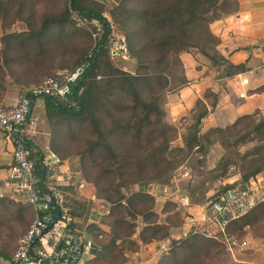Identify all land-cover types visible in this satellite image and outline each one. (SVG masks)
Here are the masks:
<instances>
[{
  "label": "trees",
  "instance_id": "obj_1",
  "mask_svg": "<svg viewBox=\"0 0 264 264\" xmlns=\"http://www.w3.org/2000/svg\"><path fill=\"white\" fill-rule=\"evenodd\" d=\"M27 1L0 0V22L4 28L23 22L29 8ZM70 9L89 21L104 24L105 35L94 49L89 32L75 28L70 20ZM104 9L105 6L90 0H67L59 15L43 18L37 28L33 29L27 21L29 31L4 34L0 38V108L6 106L4 97L10 88L23 93L45 82L34 85L38 76L56 72L51 75L55 78L57 73H70L85 64L70 97H31V101L43 103L50 130L49 151L59 161L68 159L63 145L71 133L85 141L76 158L81 178L93 186L95 199L82 198L71 186L62 190L70 216L76 220L75 226L84 230L93 243V258L87 264H124L128 260L125 255L137 252L140 246L166 240L170 242L169 247L155 264H209L224 247L223 242L200 230L171 239L173 231L182 224L181 214L168 202L163 209L167 213L166 223H160L149 189L152 185L170 186L192 153L207 152L217 143L228 158L208 175L223 180L238 174L240 179L224 184L211 197H206L202 189L192 187L188 191L192 204L206 203L237 185L247 186L264 170V120L257 118L258 112L241 116L224 129L211 128L201 133L202 120L217 102V97L207 90L204 100H196L179 127L165 121L163 106L167 94L186 83L181 54L196 51L213 67L226 69V73L231 67L218 53L219 40L211 33L210 25L232 14L236 10L235 2L122 0L112 6L109 15L128 46L129 59L121 61H133V72L118 66L109 54L105 42L110 29L103 16ZM56 32L78 40L81 46L70 48L67 65L53 69L49 67V60L40 61L53 55L50 48L57 39ZM13 53L21 54L29 67H17L20 58H13ZM172 80L176 81L174 86ZM25 143L37 159L36 174L45 179L42 151L28 140ZM248 143L255 146L241 155L240 148ZM89 172L97 178L89 177ZM32 214L30 206L17 203L9 196L0 197V230L17 222L26 226ZM91 217H97L99 224L90 222ZM139 219L142 227L138 244L133 235ZM226 231L234 237L233 233H240L244 238L258 239L264 244V200L231 220ZM11 257L0 249L1 261L9 263Z\"/></svg>",
  "mask_w": 264,
  "mask_h": 264
},
{
  "label": "crops",
  "instance_id": "obj_2",
  "mask_svg": "<svg viewBox=\"0 0 264 264\" xmlns=\"http://www.w3.org/2000/svg\"><path fill=\"white\" fill-rule=\"evenodd\" d=\"M233 1L236 10L210 25L211 33L219 40L217 51L231 67L226 73L224 71L226 69L213 67L207 58L196 51L181 54L180 61L186 83L166 96L163 108L165 121L168 124L179 127L181 119L189 116L196 100H204L207 90L217 97V102L214 109L210 110L209 115L202 120L201 133L211 128L224 129L239 117L251 115L254 112H258V119L264 120V0ZM17 92V88H10L6 92L5 107L17 103L18 99L15 97ZM36 108H38L37 111ZM29 120L34 121L36 134L30 136L28 141L41 150L46 158L49 151V133L45 126L41 100L34 103ZM254 146V143H248L240 148L239 153L242 155ZM13 148V144L0 133V197H11L7 178ZM227 158L226 152L217 143L207 152L192 153L186 165L178 171L172 184L168 186L170 196L154 193L150 187L149 194L154 199V212L159 215L160 223H166L167 213H163V209L168 202L174 205L176 212L181 214V219L183 216L181 226L173 231L171 239L186 237L200 230L199 228L207 223L206 203L192 204L188 192L192 187L202 189L206 192V197H211L224 184L238 182L240 179L238 174H233L223 180H215L208 175L216 171L219 163ZM48 163L44 179L47 184L57 185L61 189L71 186L74 192L82 198L94 201L93 186L78 180V176L70 171L67 161L54 163L50 160ZM247 187L253 191V205L263 201L264 170L252 178ZM185 197L188 199L187 203L184 201ZM98 221L97 217L90 219V222L99 224ZM137 225L133 239L139 244L138 234L142 227L140 219ZM169 243V240H166L140 246L137 252L125 255L127 259L132 256L131 259L134 262L124 264H155L167 251ZM255 245L260 248L259 254L264 256V244L258 242L254 243ZM92 258L93 255L90 253L84 258V264ZM239 262L253 264L250 259Z\"/></svg>",
  "mask_w": 264,
  "mask_h": 264
},
{
  "label": "built area",
  "instance_id": "obj_3",
  "mask_svg": "<svg viewBox=\"0 0 264 264\" xmlns=\"http://www.w3.org/2000/svg\"><path fill=\"white\" fill-rule=\"evenodd\" d=\"M69 11L70 20L77 28L87 30L93 49L97 47L105 35L104 24L98 20L89 21L72 9ZM104 18L109 23L110 33L105 44L112 60H128L124 36L106 16ZM84 68L85 64H82L70 73L47 78L42 85L25 90L14 105L0 108V133L14 147L7 178L11 197L22 205L30 206L33 212L32 223L19 239L8 264H84V258L91 253L93 243L84 230L75 226L76 220L70 216L65 192L57 185L47 184L36 174L37 159L25 143L36 134L34 121L29 120L34 103L31 97L67 99L72 95V86L83 74ZM50 160L59 163V159L48 151L47 157L41 158L44 169ZM151 190L171 195L168 186L158 188L153 185ZM184 201L187 203L188 199L185 197ZM252 206L253 191L242 185L210 198L205 204L208 216L206 234L223 242L230 254L244 249L247 243L229 235L226 228L231 220L243 216ZM260 264H264V259Z\"/></svg>",
  "mask_w": 264,
  "mask_h": 264
},
{
  "label": "rangeland",
  "instance_id": "obj_4",
  "mask_svg": "<svg viewBox=\"0 0 264 264\" xmlns=\"http://www.w3.org/2000/svg\"><path fill=\"white\" fill-rule=\"evenodd\" d=\"M66 1L67 0H28L27 3L29 4V8L27 9L23 17V22L17 21L10 28H4V24L0 22V38L4 36V34H7V33H12V32L21 33V32L29 31L28 26L26 25L27 21L31 23V26L33 29L37 28L43 18H47V17L53 18L59 15L63 11ZM90 1L96 4H101L105 6L103 16H106L109 19V21L112 22V19L109 15V9L115 4L120 3L122 0H104V1L90 0ZM75 28L77 27L75 26ZM115 28L117 27L115 26ZM77 29H81V28H77ZM57 34L58 32H56V35H55V38L57 37V39H55L56 40L55 44L54 46H51L50 48L53 50V52H51L53 55L49 57L47 56L44 59H41L40 61V62H44L46 60H49V63H51L49 67H53V69L59 66H62V65H67V61H69L70 48L77 47L81 44L79 43L78 40L76 41L71 40L67 34H62L61 36ZM11 56L13 58H20V60L16 64L17 67H29V64H27L25 61L22 60L21 54L13 53ZM32 59H33V56L31 55V60ZM114 62L118 66L122 67L123 69L133 72V69H134L133 61L115 60ZM179 72H180V69L177 70L176 74H179ZM48 73L49 74L46 77L38 76L37 78H35L34 85H37V84L40 85V83L42 84L43 81L51 77V75L54 76L56 74V72H53V73L48 72ZM63 73H66V72H61L57 74H63ZM29 80H31V77L29 78ZM175 84H176V81L174 82L172 80V86H174ZM21 95H22L21 92H17L15 94V97L19 99ZM35 110L37 111L38 108H36ZM45 126L48 130V133H50L49 126L46 123V120H45ZM84 143L85 141L83 140L82 137H78V136L75 137L71 133V136L67 138V140L64 142V145H63L68 155V159L65 161H67L70 170L72 172L73 171L76 172L73 174L77 175L78 180L80 181H83L82 179L83 177L81 178L82 172L78 169V163H77L76 157L78 153L82 150ZM89 177H91L92 179L97 178L96 176H94V174H91L90 172H89ZM32 220H33V214H32L31 220L28 222L26 226H24L22 223L17 222V223H11L10 225L5 226L0 230V249H2L8 256L11 257L13 255L17 247L19 238L27 231V229H29L32 223ZM181 221H183V216H182ZM207 225L208 224L206 223L201 228H199L201 232H204V234H206L208 230ZM233 234H235L237 239L241 241H245L247 243V247H245L242 250L234 251L233 254H230L224 246L220 248L217 251V253H215L216 254L215 257L213 258V260H211L212 262L211 261L209 262V264H242L239 261L248 260V259H250L253 264H259L261 260L264 259V256L259 254V249H260L259 246L258 245L254 246V243H258V242L262 243L261 240H258V239L251 240V238L247 239V238H244L240 233H233ZM131 257L132 256L128 258L127 262H130V261L134 262L131 259ZM0 264H8V263L0 260Z\"/></svg>",
  "mask_w": 264,
  "mask_h": 264
},
{
  "label": "water",
  "instance_id": "obj_5",
  "mask_svg": "<svg viewBox=\"0 0 264 264\" xmlns=\"http://www.w3.org/2000/svg\"><path fill=\"white\" fill-rule=\"evenodd\" d=\"M34 103H32V107H33Z\"/></svg>",
  "mask_w": 264,
  "mask_h": 264
}]
</instances>
